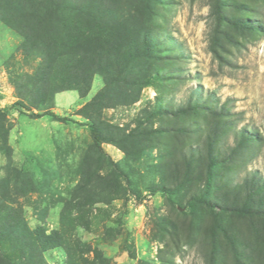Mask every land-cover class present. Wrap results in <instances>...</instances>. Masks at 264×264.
<instances>
[{"label":"rangeland","instance_id":"1","mask_svg":"<svg viewBox=\"0 0 264 264\" xmlns=\"http://www.w3.org/2000/svg\"><path fill=\"white\" fill-rule=\"evenodd\" d=\"M82 1L118 14L115 41L150 30L162 43L153 58L131 61L120 75L105 58L85 95L69 86L40 108L34 83L43 60L82 33L68 19L46 33L25 29V40L20 19L0 0V226L13 210L29 232H58L37 264H264V216L211 213L186 202L206 175V195L218 204L241 202L245 192L234 187L246 176L264 180V33H239L228 20L216 26L211 12L219 1L225 17L264 23V0ZM215 29L221 58L210 50ZM155 71L162 79L151 77ZM141 74L125 87L121 78ZM98 92V105L86 108ZM195 97L224 105L233 121L212 144L214 164L205 143L211 117L204 109L179 111ZM90 122L99 128V147ZM242 128L259 138L233 151ZM17 250L15 243L12 256Z\"/></svg>","mask_w":264,"mask_h":264},{"label":"trees","instance_id":"2","mask_svg":"<svg viewBox=\"0 0 264 264\" xmlns=\"http://www.w3.org/2000/svg\"><path fill=\"white\" fill-rule=\"evenodd\" d=\"M5 2H7V10L20 19L21 23L17 27V30L23 34L25 40V29H33L35 34L46 33L50 27L57 28L56 24L63 25L68 19L73 22L70 30L78 26V31L82 33L80 37H69V41L67 42L68 46L64 53L55 50L49 56V60H43L38 70L42 77L39 76L34 83V85L37 84L34 87L39 91L34 105L40 108L46 106L55 92L68 88L69 86H74L81 96L85 95L89 89L91 73L96 66L95 64L102 62L105 58L109 59L112 70L117 75H120L127 69L131 61H138L140 58H153L152 53L158 51L162 43L159 39L156 40L155 37L151 36L150 30H147L143 34L141 31H139L141 33L135 31L137 36L134 39L125 37L121 41H115V32L120 23L118 14L112 13L106 8L94 6L88 1L5 0ZM242 6L241 4L236 7L244 10L245 7ZM211 8L216 26L228 20L239 33L250 35L264 33V23L260 19L247 15L231 18L225 17L221 11L222 4L219 1H216ZM13 26L16 28V25ZM214 31L210 40V50L216 58H221L217 53V48L221 46L218 29ZM224 40L232 43V39L228 35L224 36ZM165 50L169 49L167 48ZM87 56L90 59V64H87L83 60ZM60 66L64 68L61 69ZM105 73L107 81L109 82L112 79V74L108 69ZM151 77L154 79H162L157 71L152 72ZM143 78L144 76L141 74L135 80H131L130 77L129 79H121L126 83L125 87L129 88L130 86L134 87ZM121 79L118 81H121ZM16 86L18 87L19 84L16 83ZM21 95L23 98L26 96L23 93ZM101 97L102 92H98L89 103L85 104V107L98 105ZM128 97L129 94L125 93L121 97V101L126 102L125 100ZM135 98H137V95L130 101L136 100ZM19 103L24 106L23 103ZM197 109H204L212 119L207 131L205 143L207 152L209 153L208 160L211 164H214L215 159L211 153L212 144L225 129L230 128L233 121L231 118H228L229 111L225 109L224 105H214L211 100H202L198 97L188 101L187 105L180 108L179 111H195ZM44 113L52 115L51 112ZM89 130L93 144L99 147L102 142L99 128L90 122ZM258 138L255 132L246 130L245 128L239 129L235 133L232 150L242 149L256 142ZM206 176V183L203 189L187 198L186 202L188 205L202 206L211 213L216 210L229 212L237 217L264 216V201H256L254 197L257 194H262L264 197V180L256 177V175L246 176L240 184L234 187L238 193L245 192V198L239 203L218 204L206 195L210 182L209 175ZM159 190L166 195L169 202H173L170 191L165 187H160ZM11 212L10 214L8 213L9 215L6 218L7 223L0 226V264H37V261L39 262L37 253H39L40 248L42 246L45 248L54 239H61V236L58 232H54L52 235H43V232L42 235L40 232L36 234L29 232L22 225L20 215L13 210ZM0 219L3 220L2 217ZM222 234L224 237H228L224 230H222ZM15 243H17L19 250H17L18 256L14 257L11 252L14 251ZM4 245L6 246L3 247ZM240 263V260H235V264Z\"/></svg>","mask_w":264,"mask_h":264}]
</instances>
